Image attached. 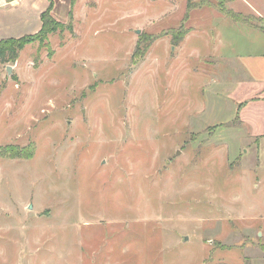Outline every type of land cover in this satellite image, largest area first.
<instances>
[{
  "label": "rangeland",
  "instance_id": "1",
  "mask_svg": "<svg viewBox=\"0 0 264 264\" xmlns=\"http://www.w3.org/2000/svg\"><path fill=\"white\" fill-rule=\"evenodd\" d=\"M51 1L62 28L0 67V149L32 155L0 157V264H264V141L234 87L253 50L218 35L236 23L214 0Z\"/></svg>",
  "mask_w": 264,
  "mask_h": 264
},
{
  "label": "crops",
  "instance_id": "2",
  "mask_svg": "<svg viewBox=\"0 0 264 264\" xmlns=\"http://www.w3.org/2000/svg\"><path fill=\"white\" fill-rule=\"evenodd\" d=\"M48 6V0H44L43 6L37 0H15L11 3L0 0V42L3 39L27 36L32 31L34 34L39 32L42 27L40 16ZM29 9H32V21L27 20L29 13L26 14V12ZM246 15H254L264 20L260 12L251 11V14ZM31 24H33L32 27H30ZM26 26L28 28H25ZM223 26L222 32L218 34L219 38L221 35L226 38L227 35L231 43L240 41L245 47L253 50L252 53L239 57L243 71H241L240 82L234 87L240 91L243 98H240L241 102L238 103L240 106L236 115L238 114L239 125L248 128V135L245 137L261 144L264 141V31L245 24ZM188 38L189 36H186L184 42ZM248 113L251 117L246 116ZM242 142L244 143L243 139Z\"/></svg>",
  "mask_w": 264,
  "mask_h": 264
},
{
  "label": "trees",
  "instance_id": "3",
  "mask_svg": "<svg viewBox=\"0 0 264 264\" xmlns=\"http://www.w3.org/2000/svg\"><path fill=\"white\" fill-rule=\"evenodd\" d=\"M15 0H6V2L11 3ZM76 0H69L70 5L74 6ZM216 1L215 7L218 8L219 14L226 18L227 20L230 19L232 22L236 24L241 25H248L255 29H260L264 31L263 23H261V19L257 18L254 15H246V14H240L236 13L232 10H226L224 7L225 0H214ZM209 6H211L210 2H207ZM48 8L45 12H43L40 16V21L42 22V27L36 34H33L32 36H24L17 39H3L0 42V67L6 64L15 63L18 61V58L20 56L21 51L30 43L33 41L42 42L43 40L47 39L48 35L51 33H55L58 28H62V25L57 23L55 20L52 19L50 16V12L53 9V4L51 0H48ZM191 4H188V10H190ZM71 16V14H70ZM72 18V17H71ZM71 23V22H70ZM68 29L72 31V25H68ZM189 30L183 31L181 34L178 35V33L170 32L168 35L171 36L172 39V47L177 48V46L184 41V38L187 34H189ZM160 36H153V37H147V40L145 42H142L143 49L141 53L140 51V44L136 46V54L140 57H144L148 50L150 49L153 42H155L157 39H159ZM135 54L133 55L132 59H135ZM236 119L238 120V114L236 115ZM0 157L1 158H9L12 160L15 159H25L29 160L32 159L31 153H18V151H13L11 147H5V149H0Z\"/></svg>",
  "mask_w": 264,
  "mask_h": 264
},
{
  "label": "water",
  "instance_id": "4",
  "mask_svg": "<svg viewBox=\"0 0 264 264\" xmlns=\"http://www.w3.org/2000/svg\"><path fill=\"white\" fill-rule=\"evenodd\" d=\"M136 33L139 34V31H137ZM12 71H13V68L12 67H7V73L9 75H11ZM31 209H32V205L29 206V210H31Z\"/></svg>",
  "mask_w": 264,
  "mask_h": 264
}]
</instances>
